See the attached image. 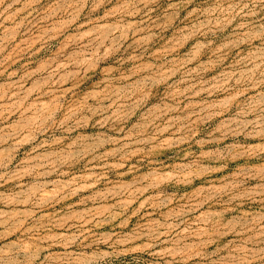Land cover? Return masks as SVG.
<instances>
[{"label":"rangeland","instance_id":"1","mask_svg":"<svg viewBox=\"0 0 264 264\" xmlns=\"http://www.w3.org/2000/svg\"><path fill=\"white\" fill-rule=\"evenodd\" d=\"M0 264H264V0H0Z\"/></svg>","mask_w":264,"mask_h":264}]
</instances>
